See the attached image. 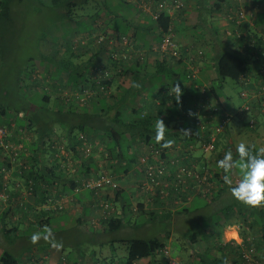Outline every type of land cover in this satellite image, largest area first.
I'll use <instances>...</instances> for the list:
<instances>
[{
	"label": "trees",
	"instance_id": "trees-1",
	"mask_svg": "<svg viewBox=\"0 0 264 264\" xmlns=\"http://www.w3.org/2000/svg\"><path fill=\"white\" fill-rule=\"evenodd\" d=\"M51 1L54 6H61V4L64 3L69 7V4L72 3L73 0ZM182 1L184 2V6L181 9L177 10L176 18L171 16L169 12L162 11L158 15L157 19L152 18V20L154 21L153 25H143L142 29L146 30L137 29L133 36H131L135 45H137L138 47L142 46V48L145 49H151L152 43H147L145 39L146 33H154L155 40L159 42L161 40L162 33L167 30L170 23L174 24L175 31L177 32V22L180 15L184 12V10H186L187 7V0ZM238 6L239 5H237V3L231 2L227 11L228 20L231 24L230 31H228V29L226 31L224 30V33L226 34L225 44H227V47H223V41H218L219 44L221 43L220 48L216 46L214 50V67L217 75L215 87H223V82H225L227 78L233 79L237 83L243 84L244 91L242 92V95L247 98L248 102L246 101L245 106L241 108L237 106V109L232 110L233 112H235V114H232L231 111L225 109L218 102L216 105H212L209 99V94H212V92L210 90L207 92L205 91V89L203 90L204 92L202 94L204 95L201 99V103H203L204 107H209V110L205 116L201 117L203 123H200V117H197V119L199 118V130L196 134L201 146V140L203 139L202 131H204L208 135L211 132H217L216 146L212 151H210L211 155L212 153H216L215 157H211V155L210 157H206V152L204 151V153L201 154L197 159L195 157L196 160H199V163L198 161L193 159V153L191 151L192 149H190L189 146H187L182 151L177 152L176 150V154H170L169 148L172 146L171 141L173 140L172 137L175 133L169 131L164 132L163 136H166L168 134L167 138H163L162 140H160V142L155 141L153 134L150 136L148 134L152 132L151 126H153L154 124L153 117L151 116V112L149 111V107L151 105L142 106L135 103V105L132 106V113L134 114L133 117L130 119L125 118V116L122 115L121 106L126 99V93L128 94L130 91H132V89L124 91L123 97H118L114 100V96L110 94V91L108 89L106 92H101L99 95L87 99L86 102L82 105L78 103H75L74 105V101H71L69 103H66L65 101V103L62 104L60 96L57 97L56 93L59 95L62 92L63 88H80L81 90H84L86 88L94 89L97 87L98 83L95 80L96 75L92 74V71L96 65L105 64L106 66H103V68L115 67V65L117 66V64L111 60L110 64L108 57L106 58L105 56L100 61L94 62V58L89 57L81 64L74 65L72 61L66 60V62L69 61V63H66L64 59L59 61L56 60L54 56L50 57L42 53V62L45 66L44 70L41 71L37 65H33L29 69L28 74L32 76L30 79L32 81V84L35 85L34 87H40L39 91L43 93V101L46 103L44 105L45 107H47V104L50 103L51 97L53 95L55 96L54 98L57 103L53 108V111L56 113V117L48 122L49 120L45 121L40 115L32 112L31 110L16 109L15 115L9 120L3 123L1 122L0 126L9 127V129L11 130L10 139L12 138L13 141L17 144H23V150L28 147V144H31L30 146H34L33 149L36 150L35 153H38L39 155L46 153L48 156H51L56 160L57 158L62 157L63 154L61 153L60 148L63 143H65L64 141L67 142L68 150L71 149L75 157H79L82 159V167L80 169H76L75 171L70 170V174L73 180L72 182L76 184V186H74L73 188L80 187L89 191L90 193H92V195H95V197L97 198V202H95L96 208L101 210V214L103 216L102 225H104V227L102 228V230H106L108 232V235L113 234L126 225L137 223L141 224L146 215V211H139V216L143 219L137 221L138 217H136L135 215L136 210L130 208V200L124 193V188L121 186L120 179L118 177H114L116 176L115 173H112L111 175L116 180H118L119 186L112 189V194H110L109 191H106L108 189L104 188H85L83 186V181L85 178L96 177L97 175L102 173L103 169H100V166H102L101 164H104L103 162L111 163L113 160L117 161L122 159L124 157L123 154L128 155L126 154V149L128 147H132L128 146V144L126 143L128 135L134 142H136L134 143L135 145L139 144L140 139L147 145L151 144L150 146H154L160 149L162 152L160 156L161 159L170 161L173 158L179 157L187 164L195 162L197 166L196 168L200 170V177L198 179H195L194 177L186 178V183L176 181V183L178 182V184L177 186H175V178L177 177L178 169L176 168V166L170 167L169 175L166 177L167 180L171 183L170 186L166 187L165 189V180L163 178L161 182L155 184L154 187L157 188L155 193L150 192L152 200L150 202L153 203L155 209L149 211L148 214L153 216V218H156L160 215L170 216L172 214L170 209H167L165 211H163L162 209L161 211L158 210L159 208L157 206L159 205V203H163L164 205L168 206H174L176 202L177 205L181 201L182 205L180 203L178 204L181 205V207H179L180 210L178 209L177 212L184 213L186 211H189V208H187L186 206L182 208V206L188 201V193L192 195L196 194V197L204 199H214V197H219L221 195V192L224 190L225 184L223 183V180L221 178L223 170L217 168V161L223 157L226 151L229 150L232 151L234 157L236 156V151L234 148L235 145L232 146L230 142L227 145H224V149L222 148L219 150V147H221V140L223 139L222 135L225 133L227 128L229 129L228 125L231 120H233L234 123H241L240 121H242L246 125H248L249 129H255L258 122L256 121L254 114L255 102L256 105H258L262 100L264 104V96L259 97L257 96V94L252 95L250 93L251 90H255L254 93L258 92L261 87V85L258 83H264V70H261V68L264 67V15L262 14V11L254 13L251 8H246V14L248 17L245 18V20L240 19L242 21L238 23L237 20L239 18V15L236 14ZM71 14L72 13L70 12L67 13L68 16ZM94 15L99 16L100 13L96 12ZM100 21H102V23L107 26L106 19L105 21L100 19ZM114 22L115 24L111 27L109 26L108 29L120 34L127 33L125 32V25L122 24V18L115 17ZM94 25L95 27L93 28L91 33L88 31L85 34L72 35L70 36V38L77 37L80 39H86L90 37L94 31H99V33L102 31H105L106 33L109 32L100 24ZM219 35L221 36L220 32ZM63 39H66L67 45L69 46L67 53L70 54L71 52L73 54L72 56H75L73 53L74 50L71 41L66 37H63ZM142 41L145 42L141 43ZM229 41L230 43H228ZM91 42L94 43L95 41L91 40ZM100 47L101 46L99 45H97L95 48L93 47L94 52L92 54L97 55L98 49ZM181 47L185 52L186 48H183V46ZM84 49L85 50L81 52L89 53V46L87 47L85 45ZM100 49L102 50V48ZM81 52H77L76 57H78ZM148 59L153 63V65L156 66V72L169 73V70H171L170 62L172 63L175 61H183L184 58L181 57L179 60H174L172 56L166 54L164 56H150L148 57ZM148 59L144 60L141 55H138L136 59L131 60V58H129L128 60H131L129 62L120 61L118 64L119 70L115 74H113L112 78L110 79L108 77H103L101 78V81L104 85L110 88L111 83L118 76L122 75L127 70H132L135 74L134 83L138 86L136 92L141 94L140 84L142 82V79L139 76V72L140 67L147 64ZM53 63L57 64L59 77H61L62 75L67 76V84H65L63 87L61 83L57 87L58 92L55 93H52L51 90H48L45 87L46 84L40 83L38 81L39 74H42L43 78L49 81L59 78L54 77V73L49 71L50 69L48 67ZM81 66H83V68ZM23 74L24 73L20 75L19 82L21 81L22 77H24ZM25 75H27V72L25 73ZM185 75L189 79L195 78L189 77L188 71H185ZM135 87L136 86H133V90L135 89ZM200 89L201 88L199 87V90ZM212 91H215V89L212 88ZM167 92H169V90H167ZM140 97L141 96H139V98ZM173 97L174 100H176L174 95ZM185 106L186 105H184V107ZM195 108L196 107H194V109ZM5 111L6 108H1V112L3 114L5 113ZM187 112L188 108L186 107V113ZM242 112L249 114V118L251 120H254L255 124L249 122L247 118L245 119L243 117H237L239 114V116H241ZM189 115L192 116L189 118L192 119L195 124H197V113L193 112V110H189ZM219 126L222 127L220 132L217 131V128ZM55 127L61 128V131L57 132ZM63 132H65V135H62ZM81 133L85 136V138H81ZM54 136H57L56 139H54ZM88 144H93L97 148H101L102 151L97 150L96 152L94 151L93 153L86 154L83 149ZM174 148L176 149V147ZM79 149H81L82 151L80 152ZM1 150H4V152L2 153H4L5 157H3L4 159L2 160L3 165H0V178L7 176V172H10L12 168H14L11 172L12 176L24 178L26 189L30 194L41 193L46 195L47 192L51 193V190L46 191V186L51 187L49 185L53 183L48 177L50 175L49 173L55 175V173L53 172L55 170V167H57L55 165L56 161L54 163V166L50 168L44 163V160L39 155H36L34 153L33 155H31V162L33 163L25 162L23 166H19V160H13L10 154L11 150L9 149L10 151H8L0 141V153ZM134 150V156L129 160L130 164H136L137 162H139V158L145 152L143 150L144 152L141 151V153L139 154V151L136 152ZM100 151L101 154L99 155L98 153ZM148 151L149 148L146 150V152L152 155V152ZM24 152L25 151H23L21 155H23ZM79 174L81 178H79ZM204 175L206 176V179L201 181V178ZM166 190H168V195L165 194ZM61 193L62 192H58L57 194L59 195ZM122 197L124 199H122ZM117 200H122L123 203V211L121 214L116 212ZM224 200L225 199H223L221 203L225 202ZM105 204H108V206L105 207ZM242 204L243 203L234 201H231L228 204L224 203V207L216 210L215 213L217 214V217L213 224H216V229H218L217 232L221 234L224 229L223 227L234 223L236 220L233 219H239L240 217L242 223V225L240 226L243 228L240 229V234L243 237V241L246 245L242 253L241 264H259L256 255L258 252H260V246L256 247L255 242L248 241L246 237L248 235L247 227L249 225H252V227L258 225L261 227L262 234V240L259 241V243L264 241V204L258 206L243 205V207L241 206ZM236 208L239 211V217L236 216ZM103 211L105 213H103ZM249 211L250 214H248ZM201 216L202 215L197 216L199 222L202 219ZM208 225L212 226L211 221L208 222ZM95 230L98 231L97 229L93 228L92 240L97 242L96 235L98 232H96ZM217 232L213 231V233L211 234L220 236ZM187 235L189 236L190 243L199 242L203 245L206 244V231H204L202 236L199 229H190ZM116 241H120L121 243L126 245L127 248L126 254L121 257V261L124 262L123 264H134L137 259L154 256L159 251H162L163 254L165 253V264H171V257L168 255V249H166L165 242L157 235H153L148 238L134 237L122 238L121 240H112L113 243H115ZM220 257H222V255ZM204 260H206V258ZM114 262H116V260ZM1 264L20 263L14 254L9 251H3V253L1 254ZM209 264H227V262L226 259L222 257L220 259L210 260Z\"/></svg>",
	"mask_w": 264,
	"mask_h": 264
},
{
	"label": "crops",
	"instance_id": "crops-1",
	"mask_svg": "<svg viewBox=\"0 0 264 264\" xmlns=\"http://www.w3.org/2000/svg\"><path fill=\"white\" fill-rule=\"evenodd\" d=\"M121 1V0H118ZM244 1V3H243ZM241 6L251 8L254 13L261 12V0H243ZM104 4L106 0L102 1ZM124 5H121L120 10H125L127 14H121L119 10H111L108 6L94 5L93 11L83 16V19L88 24L86 28L80 29L77 34H85L88 31L91 33L94 24H99L100 19H106L107 26L111 27L115 24V17L122 18L123 25H125V32L129 33L131 36L135 33L137 29H142L143 25L151 26L154 24L152 17L149 14L143 13L133 1L122 0ZM136 3V2H135ZM229 0H187L186 10L180 15L177 22V38L181 46L186 49H190L194 53V60L192 64L197 69V76L193 79H189L185 75V71H188L189 61L183 59V61L170 62L169 73L156 72V66L148 59L147 64L140 67L139 76L142 79L140 84L141 94L136 92L137 85L134 83V72L132 70H127L122 75L118 76L110 85L109 91L110 94L114 96L113 100L118 97H123L124 91L131 90L128 94L126 93V99L122 103L121 110L122 115L125 118L130 119L133 117L132 106L135 103L139 105H151L149 111L153 117V126H151L152 132L148 133L149 136L153 134L155 141L160 142L163 138L164 132H173L172 146L169 148L170 154H176V150L182 151L187 146L192 149L193 159H196L203 153L196 152V146L199 145V140L197 137V131L199 130V118L205 116L208 113L209 107H204L201 103L203 98L202 94L205 88L210 90L212 94L209 96L214 97L218 103H220L225 109L231 111L232 114H235L232 110L237 109V106L232 102L231 98L222 94L217 87H215L216 81V70L214 67L215 64V54L214 50L216 46L220 48L221 43L218 41H223L224 46L227 47L226 34L224 30H231V24L229 23L227 11L229 9ZM238 5L240 3L236 2ZM203 7L211 10L208 11V20L206 21V27L204 32L200 28V22L197 21V17L201 14ZM250 9V10H251ZM96 12H99L100 15H94ZM151 17V18H150ZM94 19V20H93ZM150 19L151 22L148 20ZM110 24V25H108ZM221 36L219 35V32ZM89 33V34H90ZM219 35V36H218ZM70 39V36H62ZM61 38V37H60ZM147 43L153 45L157 41L155 40V34L148 32L145 35ZM142 41L141 43H144ZM206 43H209V49L206 48ZM230 43V41L228 42ZM203 50V55L198 56L197 51ZM52 51V50H50ZM50 51L46 52L45 49L41 50L42 53L52 57ZM68 52V47L65 49ZM92 53L81 52L78 56L80 60L79 63L86 61L89 57L94 58V61H100L103 59L105 52L100 48L98 49L97 55ZM95 56V57H94ZM42 60V59H41ZM77 62V63H78ZM83 68V66H81ZM77 68V67H76ZM65 76V75H64ZM127 77V83L123 84L121 79ZM62 77V76H61ZM66 77V76H65ZM159 78V79H158ZM65 79V78H64ZM157 79V80H156ZM179 84L181 87L182 95L181 100L177 103L174 100L173 93L175 88L173 84ZM133 86H136L133 90ZM199 87L201 88L199 90ZM63 88V87H62ZM61 88V89H62ZM212 88L215 91H212ZM139 89V88H138ZM169 90V92H167ZM70 88H63L62 92L57 96H61V103L64 104L66 101V94L69 93ZM207 92V90L205 89ZM52 93H55L56 90L52 89ZM205 92V93H206ZM139 96H141L139 98ZM52 97H55L54 95ZM173 97V98H172ZM137 98V99H136ZM248 102V101H247ZM212 104V102H210ZM82 105V104H81ZM184 105H186L184 107ZM192 106L188 109L186 113V107ZM254 114L258 115L257 126L255 129H245L247 132V137H253V132H258L260 140L256 141L253 138L249 141H244L246 144H252L255 148L264 147V104L261 100L258 105H254ZM194 107H196L194 109ZM207 108V109H205ZM197 109V110H196ZM189 110L196 112L197 124H195L192 117L189 115ZM189 115V116H188ZM240 115V114H239ZM237 117H242L241 116ZM248 115L249 114H245ZM188 116V118H187ZM236 117V116H234ZM202 120L200 121V123ZM242 122V121H240ZM203 123V122H202ZM239 124V123H238ZM159 126V139L156 137V128ZM237 124L233 123L229 129L227 128L225 133L222 135L221 147L224 149V145H227L229 142L236 149V145L242 140V136L245 132L241 129H236ZM57 132H60L61 128L55 127ZM65 131V130H64ZM251 131V132H250ZM203 135L206 134L204 131ZM65 132L62 133V135ZM65 135V134H64ZM57 136H54L56 139ZM126 143L128 147L126 149V154H128L126 159L122 158L120 160H113L110 163L109 169L115 173L116 177L120 179L121 186L124 188V193L126 197L130 200V208H133L135 211L137 221L143 219L140 217V210H145L146 215L141 224H130L122 227L120 230L134 226L138 227L140 225H147L153 221H159L166 225L165 229H162L158 233V237L162 238L165 242L166 249H168V255L175 260H178L180 264H209V261L212 259H226L227 264H241L242 253L246 245L243 241V237L240 234V225L241 219L238 216L239 211L236 208V216L239 219L230 225L223 227L221 234L217 232L216 224L212 223V226L207 225L206 227V244L202 243H190L189 236L187 235L190 229H180L179 222L177 221L178 217L182 215H188L191 212L195 213V216L202 215V210H206L209 213L216 212L221 207H224V203H221L223 199L226 200L229 193L228 186H224V190L221 192V195L214 199L210 198H198L197 195L188 193V201L185 203L182 208L185 206L189 208V211L184 213L177 212L181 205L168 206L163 203H159L157 206L161 211L170 209L172 214L170 216L160 215L156 218L149 215L148 212L155 209L151 200V197L146 198L145 189L146 176L140 168V172H136L134 169L132 174L129 170V167H135L136 164H130L129 160L134 156V151H139V154L146 151L149 145L139 139V144H134L132 138L128 135ZM249 139V138H248ZM175 140V141H174ZM63 142V141H62ZM63 145L60 148L62 157L54 159L51 156H48L46 153L39 155L35 153L36 150L33 149L34 146L28 144L25 149L27 162H31L34 153L39 155L44 163L52 168L56 161L55 170L52 173H49V179L52 184L47 187L46 191L51 190V193H46V195L30 194L26 189V183L24 178L13 177L11 172L7 176L0 178V213L4 217H12L13 223H8L4 220L5 224L0 229L1 243H0V264H1V254L3 251H9L16 256L20 264H123L121 257L126 254V245L121 247L122 250L116 251L108 247L107 242H112V240H118V238L113 235H108L106 230H102L104 225H102L103 216L101 210L96 208L95 202L97 198L95 195H92L89 191L82 189L80 187H75L76 184L72 182V177L70 170L80 169L82 167V159L75 157L71 149L68 150L67 142L64 141ZM233 143V144H232ZM151 145V144H150ZM176 147V149L174 147ZM144 150V151H143ZM132 151V152H131ZM168 151V150H167ZM218 151V150H217ZM216 151V152H217ZM4 150H1L0 153V165H3ZM206 157H209V153L206 154ZM214 155V156H213ZM175 156V155H169ZM216 153H212V157H215ZM195 159V160H196ZM69 160V161H68ZM199 162V160H196ZM33 163V162H31ZM195 163V162H194ZM200 163V162H199ZM94 168V167H93ZM138 171V170H137ZM235 175V173H234ZM12 176V177H11ZM79 178L80 174H79ZM75 184V185H74ZM148 190V189H147ZM45 191V192H46ZM62 192L61 194H57ZM122 199H124L122 197ZM59 200V201H57ZM61 202L62 208H53L49 207L52 203ZM122 200L116 201V212L119 214L122 213ZM180 210V209H179ZM103 213H105L103 211ZM162 213V212H161ZM165 213V212H164ZM181 214V215H180ZM197 218V217H196ZM93 225V226H92ZM185 225L181 227L184 228ZM212 227V228H211ZM51 229V233L48 234V238H42L36 242L32 243L31 235L34 232H42L44 229ZM70 228L77 230L80 235V241L70 244V246H65L59 241V236H56L58 232L66 231ZM97 229L98 232L96 235L97 246L91 247L86 245L87 239L90 242H95L92 240L93 232L92 230ZM243 229V228H242ZM30 231V234H27ZM119 231V230H118ZM178 231L179 237H184L187 242H183L181 246L182 249H189V253L181 257L180 255H174L171 252L169 241L177 240L175 237V232ZM213 231H216L220 236L212 235ZM248 235L246 239L248 241L255 242V246H260V252L257 253V260L259 264H264V241L259 243L262 240L261 227L249 225L247 227ZM21 233L25 234L22 235ZM210 236H209V235ZM87 238V239H86ZM122 238H131V237H121ZM180 239V238H179ZM53 241L55 243H53ZM28 242H31V247H28ZM79 245V246H78ZM191 245V246H188ZM67 248V249H66ZM223 250V251H222ZM69 251V253H68ZM73 253V254H72ZM222 255V257H220ZM206 258V260H204ZM210 258V259H209ZM116 260V262H114ZM134 264H165V253L159 251L154 256L143 257L137 259Z\"/></svg>",
	"mask_w": 264,
	"mask_h": 264
},
{
	"label": "rangeland",
	"instance_id": "rangeland-1",
	"mask_svg": "<svg viewBox=\"0 0 264 264\" xmlns=\"http://www.w3.org/2000/svg\"><path fill=\"white\" fill-rule=\"evenodd\" d=\"M102 1L103 0H73L68 7V5L64 3H62L61 6L60 5L54 6L51 0H1L0 3V124L1 122L3 123L9 120L10 118H12L15 115L16 109L31 110L32 112H35L38 115H40L45 121L49 120L48 122H50L52 119L56 117V113L53 111V108L56 106L57 101L55 100L54 97H51L50 103L47 104L48 106L47 107L44 106L46 103L43 101V93L39 91L40 87H34L35 85L32 84V81L30 79L32 76L28 74L29 69L33 65L35 66L37 65L41 71L44 70L45 66L41 60L42 55L40 54L41 50L44 49L46 52L52 50L50 51V54L54 56L56 60L60 61L64 59L65 62L66 60L72 61L74 65L81 64L79 62H81L82 60L76 57V54L77 52H81L85 50L84 49L85 45L82 44L83 43L82 40H80V38L77 37H72L69 39L72 43V47L74 50L73 53L75 55L72 56L73 54L71 52L70 54H68L65 51V49H67V47L69 46L67 45L66 39L62 40V36L78 35L77 33L80 29L86 28L88 26V24L83 19V16L90 14L93 11V8L95 7L94 5H98L99 3L102 4L103 3ZM129 1H133V3L136 4L135 0H129ZM242 1L243 0H229L230 3L238 2L240 3V5ZM102 5L108 6L113 11L119 10L121 14L124 13L127 14L125 10L122 11L119 8L121 5H124L122 0L121 1L106 0V3L105 4L103 3ZM246 8L243 6V9L245 11H247ZM208 11L211 10L203 7V9L201 10V14L197 17V21L201 23L199 26L203 32L206 27L205 25L206 21L208 20V15H209ZM261 11L262 14L264 15V0H261ZM69 12L72 14L68 16L67 13ZM148 21L151 22L150 19ZM86 45L89 46V53H93L96 45L94 46L93 42L91 41L88 42V44ZM91 45H93L94 48L91 47ZM206 48L207 50L209 49V43H206ZM146 59H148V56L146 57ZM69 61L66 63H69ZM53 64H51L48 67L50 69L49 71L54 73V77H59L57 64L54 65ZM26 72L27 75H25ZM22 73H24L23 74L24 77H22L21 81L19 82V78ZM38 78H39L38 81L40 83L46 84L45 87L51 91L52 89H54L56 90V92H58L57 87L61 83L63 87L65 84H67L66 83L67 76L65 78L64 75L52 81L43 78L42 74H39ZM127 80L128 79L125 76L121 79L123 84H126ZM205 89L209 91L207 88ZM217 89H219V91L222 94H224V97L226 96L230 97L232 102H234L240 108L245 106L247 98L242 95V92L244 91L243 84L237 83L233 79L227 78L225 82H223V87L220 88L217 87ZM72 90L73 89H70V92L66 94V103L74 101V105L75 103L81 105V103H79L76 98L73 100L74 95L72 94ZM209 99L212 102V105L217 104V100L214 97L211 96L209 97ZM190 107L192 106H189L188 109ZM1 108H6L4 114L1 112ZM245 114L247 113L242 112L241 114L242 117L245 119L247 118L248 121L251 122L249 116ZM256 116L258 117V115ZM256 116L255 119L256 121H258V119L260 118L259 117L257 118ZM233 123L234 121L231 120L228 126L231 127ZM236 124H237L236 126L237 130L241 129L243 132H245L244 130L248 128V125H246L244 122H241L239 124L236 123ZM246 133L247 132H245L242 136L243 142L244 141L250 142L252 138L256 141L260 140L258 132H253V134H251L253 135L252 138L247 137ZM11 141H13L12 138ZM92 146L95 152L97 150H101V148H97L93 144ZM23 151L25 152L23 155L20 156L19 160L21 161L20 162L21 164L19 166H23L24 163L27 162V158H26L27 149ZM79 151L81 152L82 150L79 149ZM101 151L98 153L99 155L101 154ZM196 152L200 154L204 153V150L202 146H200V143L199 145L196 146ZM208 153L210 154V152ZM123 155H124L123 157L124 159L128 157L125 154ZM103 163L104 164H101L102 166H100V169H103V171H107L109 174H112L113 172L109 169L110 162H106V163L103 162ZM140 168L141 165L138 163L137 166L135 165V167L130 166L129 170L131 174L133 169L139 173L141 171ZM8 173L9 172H7L6 175H8ZM114 177L117 178L116 176ZM154 190L151 192L155 193L156 190L155 191ZM106 191H109L110 194L113 193L112 190H106ZM145 195L146 198L151 197L150 192L145 193ZM224 201L226 204H228L231 201L241 203L235 198H233L231 193H229L226 200ZM243 205L245 204H242L241 206L243 207ZM202 211L203 214L201 216L202 219L200 222L198 221V218H196L197 216H195L194 212H191L188 215L185 214L178 217L177 221L179 222V225L181 226L185 225L184 228L180 226V229H187V228L191 230L199 229L203 236L204 230H206L208 222L211 221V223H214L217 214L215 212L211 214L206 210H202ZM248 214H250V211L248 212ZM11 219L12 217L8 216V218H6L4 217L3 214L0 213V229L1 227H3V224H5L4 220L8 223H13ZM160 220L161 219H159V221ZM159 221H153L151 223H148L147 225H140L138 227H134V226L126 227L110 235H113L118 239L121 237L148 238L153 235H158V233H160L162 229L166 228V225ZM21 234L25 235L23 233ZM27 234H30V231H28ZM179 234L181 233L176 231L175 237H177V240L169 241L170 249L174 255L178 253L177 255L184 257L189 253L190 250L186 248L184 249L180 248L181 246H183L182 243L187 241L184 239V237H179L180 236ZM55 235L56 236L60 235L59 236L60 240H56V241L61 242L66 247L70 246V244H74L80 241V235L78 234L77 230L74 228L73 229L70 228L66 231H62V233L58 232ZM0 243H1V235H0ZM28 244H29L28 247H31L32 245L31 242L30 243L28 242ZM178 244H181V246ZM86 245L94 247L97 246V242H90L87 239ZM107 245L109 248L115 249L116 251L122 250L121 247L124 246V244L121 243L120 241L119 242L116 241L115 243L109 241L107 242Z\"/></svg>",
	"mask_w": 264,
	"mask_h": 264
},
{
	"label": "built area",
	"instance_id": "built-area-1",
	"mask_svg": "<svg viewBox=\"0 0 264 264\" xmlns=\"http://www.w3.org/2000/svg\"><path fill=\"white\" fill-rule=\"evenodd\" d=\"M135 2L137 7L143 13L149 14L153 19H157L158 15L162 11H167L171 16L176 18L177 10L181 9L184 6V2L182 0H135ZM246 13L247 11H245L243 7L239 5L238 9L236 10V14L239 15V18L237 20L238 23L242 21L240 19L245 20V18L248 17ZM99 24L102 25L103 28H105L109 32L106 33L105 31H102L99 33V31H94L90 37L80 40H82V44L84 45L88 44V42H90L91 40H94L95 42L93 43V45L101 46L100 48H102V51L105 52L104 56L106 58L108 57L110 64L111 61H113L117 64V66L115 65V67L103 68V66H106L105 64L96 65L92 71V74L96 75L95 80L98 83L97 87L94 89L86 88L84 90H81L80 88H74L72 90V94L74 95L73 98H76L79 103L84 104L87 99L93 98L96 95H99L101 92H106L109 87L102 83L101 78L108 77L111 79L113 74H115L119 70L118 64L120 61L129 62L133 59H136L138 55H141L144 60L147 56H164L166 54L172 56L174 60H179L181 57H183L189 61L188 76H197L198 71L196 67L192 64V61L194 60V53L191 52L189 48L186 49L185 52L183 51L182 47L179 44L177 32L175 31V26L173 23L169 24L167 30L162 33L161 40L159 42L154 43L151 49H145L142 48V46L138 47L137 45H135L131 35H129L128 33L120 34L113 32L112 30L108 29L109 27L103 24L102 21H100ZM86 46L88 47V45ZM202 54L203 50L200 49L197 51L198 56ZM129 58H131V60H128ZM261 70L263 71L264 67L261 68ZM258 84L261 85L259 91L254 93L255 90H251L250 93L252 95L257 94V96L262 97L264 96V83L259 82ZM251 123L253 124L254 120H251ZM221 129L222 127L219 126L217 128V131L220 132ZM10 135L11 130L8 126H0V141L8 151L11 150V157L13 158V160L16 161V159H20L23 150V144H17L14 141H11ZM81 138H85L82 133ZM216 140L217 132H211L209 135L204 134L203 139L201 140V146L203 150L205 152L212 151L216 146ZM147 148H149L148 152H152V155L148 154L145 151L139 159L141 170L146 176L147 182H145V189L147 192H151L154 189L157 190V188L154 186L155 184L161 182L163 178L165 180V189L166 187L170 186L171 183L167 180L166 177L169 175L170 167L172 166H176V168L178 169L177 177L175 178V186H177L178 182L186 183V178L194 177L195 179H198L200 177V170L196 168L197 166L194 162L187 164L179 157L173 158L170 161L164 160L160 158L162 153L160 149L150 145ZM83 151L86 154H90L93 153L95 150L92 144H88L86 147H84ZM20 162L21 161L19 160L18 163L21 164ZM205 179L206 176L204 175L201 178V181ZM176 181L178 182L176 183ZM83 186L85 188L91 189L104 188L112 190L113 188L119 186V182L107 171H103L96 177L85 178L83 181ZM165 194L168 195V190L165 191ZM104 206L107 207L108 204H105ZM49 207H53L55 209L62 208V203L55 202L49 205ZM170 263L179 264V261L171 258Z\"/></svg>",
	"mask_w": 264,
	"mask_h": 264
},
{
	"label": "clouds",
	"instance_id": "clouds-1",
	"mask_svg": "<svg viewBox=\"0 0 264 264\" xmlns=\"http://www.w3.org/2000/svg\"><path fill=\"white\" fill-rule=\"evenodd\" d=\"M173 87L175 91L171 93L174 94L177 103H179L182 89L178 83L173 84ZM156 137L158 140V125ZM235 151V157L229 150L217 161V168L223 170L221 177L223 183L228 186L233 198L239 202L248 206L264 204V147L255 148L254 145L241 141L236 145ZM50 233L51 229L48 228L42 232H34L31 235V241L36 243L42 236L47 239ZM53 243L55 242L53 241Z\"/></svg>",
	"mask_w": 264,
	"mask_h": 264
}]
</instances>
